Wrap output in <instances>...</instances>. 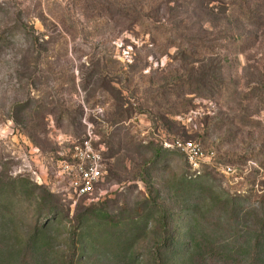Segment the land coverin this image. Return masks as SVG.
Returning <instances> with one entry per match:
<instances>
[{
	"label": "rangeland",
	"instance_id": "rangeland-1",
	"mask_svg": "<svg viewBox=\"0 0 264 264\" xmlns=\"http://www.w3.org/2000/svg\"><path fill=\"white\" fill-rule=\"evenodd\" d=\"M87 140L104 176L77 197L56 162ZM175 140L201 145L197 171ZM189 178L206 197L185 199ZM0 189V264H131L128 242L147 253L150 223L197 204L214 246L246 242L215 210L264 197V0H0Z\"/></svg>",
	"mask_w": 264,
	"mask_h": 264
},
{
	"label": "trees",
	"instance_id": "trees-1",
	"mask_svg": "<svg viewBox=\"0 0 264 264\" xmlns=\"http://www.w3.org/2000/svg\"><path fill=\"white\" fill-rule=\"evenodd\" d=\"M212 78L214 82H217V77ZM200 81L208 80L205 78ZM161 152V149L158 150V158L161 155ZM197 170L194 169V171ZM189 179L179 186L181 190L185 192L184 196L187 197L185 199H191V197L197 192H199L197 195L205 196L207 193L206 188L200 185V182L196 183V180ZM38 185H34L35 188L43 190L45 195H49L41 185ZM32 186L29 178H26V182L23 184L22 188H24V193L28 195L29 198L33 197L34 201L40 204L44 197L38 195L35 196ZM12 195L16 196L13 193ZM227 197L228 198L223 202V206L215 210L220 211V219L222 220V223H224L220 226V232H225L224 230L230 229L235 224L243 223V233L247 236V240L239 247H235L236 244L221 245L219 243L218 246L213 245L210 230L208 234L205 231H201V228L197 227V224L201 221L197 215V210L199 209V204H197L195 207L188 206L183 210V212L185 211L183 216L184 223L182 221L183 226H181V223L179 226L173 227L174 213L167 210L164 211V214L161 217L156 219L154 225L150 223V225L144 230V233H149L152 237L150 239L151 247L147 253L143 252V247L139 252H136L133 249V240L128 242L126 250L132 255L131 264H229V261H227L226 258L223 259V257L226 255L231 256V254L234 253V250H239L244 255H247V260L241 264H264V197H261L258 202L261 208L250 207L247 209L240 207L241 205L236 203L238 197H229V194H227ZM49 214H54V210H50ZM43 215L47 217L46 214ZM94 215L95 211L90 209L76 220L78 224L75 225L70 232L74 247H77L76 244L80 241V238L85 237V232H82L79 228H82L87 222V219ZM180 217L181 215H179V218ZM42 226L43 225L40 221L35 222L34 229L37 236L33 239L34 241L32 240V243L34 244L37 242V244L32 246L34 251L38 250L36 249L37 245L41 246L43 237H46L44 234V227ZM182 227H186V229L182 230ZM183 237L185 238V242L182 241ZM37 238L38 240H36ZM19 252L22 253L23 249L17 251V253ZM126 258L129 257L127 256ZM71 260L72 259L70 258L68 262H71Z\"/></svg>",
	"mask_w": 264,
	"mask_h": 264
},
{
	"label": "built area",
	"instance_id": "built-area-1",
	"mask_svg": "<svg viewBox=\"0 0 264 264\" xmlns=\"http://www.w3.org/2000/svg\"><path fill=\"white\" fill-rule=\"evenodd\" d=\"M172 145L186 156L192 168L198 169L204 162V152L199 143L175 140ZM102 160V154L87 140L80 148L76 147V152L69 159L56 162L57 175L70 194L87 196L103 178ZM224 172L233 174L235 170L229 166L224 168Z\"/></svg>",
	"mask_w": 264,
	"mask_h": 264
}]
</instances>
